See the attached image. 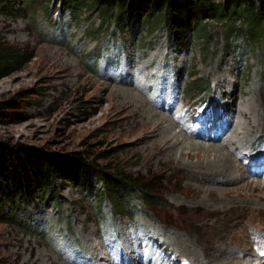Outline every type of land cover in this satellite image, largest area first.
I'll return each instance as SVG.
<instances>
[{"label":"rangeland","instance_id":"obj_1","mask_svg":"<svg viewBox=\"0 0 264 264\" xmlns=\"http://www.w3.org/2000/svg\"><path fill=\"white\" fill-rule=\"evenodd\" d=\"M63 4L0 0V41L26 53V61L0 79V146L80 153L93 188L85 181L60 184L57 197L19 195L13 202V192L0 183V213L12 216L0 220V264H232L224 256L231 244L249 246L251 253L240 254L256 255L259 264L264 201L246 188L264 190V175L251 176L244 163L247 153H264V43L227 38L224 23L212 19L203 22L204 36L191 25L188 34H171L162 21L148 27L146 10L138 22L118 24L116 10L108 17L90 0L72 12ZM123 101L129 106L116 109ZM209 101L216 102L214 116L224 111L207 125L219 129L226 116L230 126L220 138L189 137L185 128ZM140 108L176 116L172 133L207 146L226 143L241 112L248 113L240 120L248 138L232 147L234 173L220 172L212 152L182 159L178 152L180 163L160 165L170 149L154 151L157 138L137 125ZM100 170L153 179L158 206L145 204L139 191L133 214L114 216L99 196ZM104 257L108 262L98 261Z\"/></svg>","mask_w":264,"mask_h":264},{"label":"trees","instance_id":"obj_2","mask_svg":"<svg viewBox=\"0 0 264 264\" xmlns=\"http://www.w3.org/2000/svg\"><path fill=\"white\" fill-rule=\"evenodd\" d=\"M82 2L83 0H63V5L72 12L80 9ZM90 2L108 17H112L116 10L118 24H122L127 18L132 20L137 18L138 22L140 12L146 10L151 16L145 23L148 27L162 21L171 34L175 32L188 34L191 25L204 36L203 22L212 19L224 23L227 38L242 35L250 40V44L260 40L264 43V0H222L218 4L213 0H90ZM238 21L242 25H237ZM24 61H26L24 51L0 41V79L13 72ZM90 169V165L80 153L65 154L27 145H17L12 149L0 146V183L13 192L11 194L13 202L19 195L32 199L40 196L57 197L60 184H78L85 181V186L92 189L93 186L88 179ZM99 173L98 181L102 185L99 196L101 200L109 201L114 216H131L134 212V198L139 191L146 194L143 199L145 204L151 208L158 206V199L155 197L157 187L153 179L147 181L122 171L109 173L100 170ZM4 195L10 196L7 193ZM10 217H12L10 214L0 213V220Z\"/></svg>","mask_w":264,"mask_h":264},{"label":"bare ground","instance_id":"obj_3","mask_svg":"<svg viewBox=\"0 0 264 264\" xmlns=\"http://www.w3.org/2000/svg\"><path fill=\"white\" fill-rule=\"evenodd\" d=\"M125 95H127L126 97H127L128 100H130L131 98L133 99L131 104L137 103L138 106L141 104L139 101L137 102L136 99L134 97H132L129 93H126ZM112 105L114 106V104H112ZM128 106H129V104L123 101V103H118V105H115V108L118 109V110H121L123 108H127ZM139 107H141V105ZM140 109H142V110H139V112H141L142 115H141L140 119L137 121V125L140 126V129H141L142 133H144V134L146 133L147 135H153V137L157 138V141H153V149H154V151L155 152H157V151L161 152V151H164L165 149H170V152L167 155V157H165V159H161L163 161L161 162L160 165L172 164V163H174V164L180 163L181 161L177 160V153L178 152H180L179 153L180 154V159L186 157L187 155H189V156L190 155L198 156L201 153H204V155L210 156V152H212L215 161L218 160V163H219L218 168H219L220 172H224V171L228 172L229 171V172H231V174L234 173L235 170H234V168H232V163H233L232 162V160H233L232 159V147L236 146V145H239V143H241V142L243 143V140L245 141L248 138L249 132L246 130L247 129V124L246 123H242L240 121L244 117L247 118L248 117L247 116L248 113H246L245 111L241 112V119L237 120L236 126H235V128H233L232 132L229 133V136L227 137L226 143H223L222 146H215V145L207 146L206 144H203V143H196V142H193V141H191V142L189 141L188 142V141H185V139H183L181 141L179 135L174 134V132L172 133L173 127L175 126V124H179V122L175 120V117H170V118L163 117L162 114H160L159 112H156V111L155 112L154 111L148 112L149 110H145L143 108H140ZM249 120H250V117H249ZM253 122H255V121H253ZM239 129L240 130H244V133H240ZM238 132L243 137H241L240 134L238 135ZM180 136H182V134ZM207 141L215 142L216 140L208 139ZM178 145H181L180 146L181 151H176V146H178ZM187 149L190 150L191 152H189V153L185 152ZM203 165H206L207 167L205 168V170H209V171L213 170L214 166H215V165H212L211 163H207V164L203 163L202 166ZM212 173H210V174H212ZM210 176H214V175H210ZM246 189L248 191H251V192L259 191V193H260L259 200L264 201V190H262V186L260 184H258V185L252 184L251 185L249 183V185H248V187ZM243 215H244V213H243ZM246 220H248V218H246L244 221H246ZM238 240H240V239H238ZM230 246H231L232 250L229 251L228 253H226V255H224V256H226L225 258H230V259H227V260L231 261L232 264H255L254 263L255 259L257 260V258H256L257 256L256 255L255 256H251L250 258L247 257L248 259H246L245 257H243L240 254V253L244 254L243 252L246 253V251L249 250V246H241V249H238L236 244H231ZM228 248L230 249V247H227L226 249L228 250ZM238 250H239V254L242 256V258H240L239 254H238L239 256H237L236 252ZM261 250H264V249H261ZM247 252H249V251H247ZM249 253H251V252H249ZM133 259L136 261L138 259V257L137 258H133ZM100 260L105 261V263L108 262V258L107 257L98 259V261H100ZM258 260H259V264H264V258H259L258 257ZM137 262H139V261H137ZM29 263L30 264H36V262H34V263L29 262ZM50 264H53V263H50ZM138 264H143V263H138Z\"/></svg>","mask_w":264,"mask_h":264}]
</instances>
